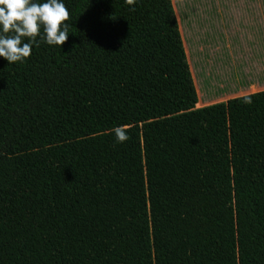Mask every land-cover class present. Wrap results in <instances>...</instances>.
Listing matches in <instances>:
<instances>
[{"label": "trees", "instance_id": "16d2710c", "mask_svg": "<svg viewBox=\"0 0 264 264\" xmlns=\"http://www.w3.org/2000/svg\"><path fill=\"white\" fill-rule=\"evenodd\" d=\"M62 2L0 57V264H264V89L196 106L171 0Z\"/></svg>", "mask_w": 264, "mask_h": 264}, {"label": "rangeland", "instance_id": "374dc122", "mask_svg": "<svg viewBox=\"0 0 264 264\" xmlns=\"http://www.w3.org/2000/svg\"><path fill=\"white\" fill-rule=\"evenodd\" d=\"M179 24L187 61L201 104H210L241 95L235 92L232 77L250 70L256 77L255 64L246 70V59L262 56L249 43L256 39L253 12L261 13L264 0H171ZM263 57V56H262ZM264 86H254L245 93Z\"/></svg>", "mask_w": 264, "mask_h": 264}, {"label": "clouds", "instance_id": "9594fccd", "mask_svg": "<svg viewBox=\"0 0 264 264\" xmlns=\"http://www.w3.org/2000/svg\"><path fill=\"white\" fill-rule=\"evenodd\" d=\"M135 11L137 0H125ZM71 13L62 0H0V57L9 64L23 62L30 58L32 46L39 47L41 41L49 45L61 47L69 38ZM40 37V41L37 40ZM27 38L30 42L25 43ZM244 103H253L250 96L243 97ZM117 142L123 143L130 139L127 126L113 129Z\"/></svg>", "mask_w": 264, "mask_h": 264}, {"label": "crops", "instance_id": "0c3cea01", "mask_svg": "<svg viewBox=\"0 0 264 264\" xmlns=\"http://www.w3.org/2000/svg\"><path fill=\"white\" fill-rule=\"evenodd\" d=\"M248 11L250 13L253 12L254 15V22L252 17H250V24L252 25V28L256 31V39L249 44L254 46L256 48L255 50L258 49L259 44L261 45L262 48V56L257 55L255 56L254 60L252 59H246L245 64L247 66L245 69L247 70L249 67L255 64V70H256V77H253L252 73L250 70H247V72H240L239 74H235L232 78V85H235L236 88L234 89L235 92L241 93L242 94H247L245 93L249 88H253L254 86H264V6L261 7V13H257V10H259L256 6L252 8H248ZM264 89V88H261ZM259 89V90H261ZM257 91V90H256ZM202 100L198 96V101L196 103V106H203L201 104ZM206 105V104H205Z\"/></svg>", "mask_w": 264, "mask_h": 264}]
</instances>
